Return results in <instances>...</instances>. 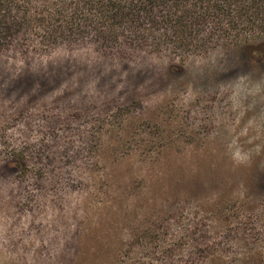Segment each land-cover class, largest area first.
I'll list each match as a JSON object with an SVG mask.
<instances>
[{
  "label": "rangeland",
  "instance_id": "1",
  "mask_svg": "<svg viewBox=\"0 0 264 264\" xmlns=\"http://www.w3.org/2000/svg\"><path fill=\"white\" fill-rule=\"evenodd\" d=\"M243 50L0 53V264H112L166 225L183 257L264 264V57Z\"/></svg>",
  "mask_w": 264,
  "mask_h": 264
},
{
  "label": "trees",
  "instance_id": "2",
  "mask_svg": "<svg viewBox=\"0 0 264 264\" xmlns=\"http://www.w3.org/2000/svg\"><path fill=\"white\" fill-rule=\"evenodd\" d=\"M84 46L149 49L181 61L214 47L241 48L263 59L264 0H0V53ZM2 148L7 169L28 172L25 148ZM163 228L137 235L112 264H206L200 246L178 254L184 242H171L169 225Z\"/></svg>",
  "mask_w": 264,
  "mask_h": 264
}]
</instances>
